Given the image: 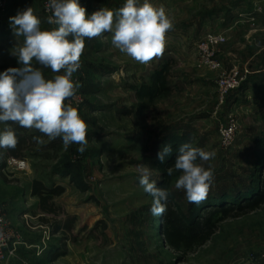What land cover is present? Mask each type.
<instances>
[{"label":"rangeland","instance_id":"1","mask_svg":"<svg viewBox=\"0 0 264 264\" xmlns=\"http://www.w3.org/2000/svg\"><path fill=\"white\" fill-rule=\"evenodd\" d=\"M246 1L150 0L165 7L174 28L163 57L149 65L116 49L112 33L85 39L81 68L73 74L82 87L68 102L88 125L86 151L35 129L18 132L28 142L21 153L25 170L7 167L13 151L0 149V207L29 213L27 229H16L22 242L24 236L36 240L38 255L53 248L55 264H264V200L256 199L264 189V81L234 57V49L237 56L264 43V0H251L258 6ZM125 2L79 0L89 15ZM240 2L246 3L241 9H229ZM40 17L41 29L50 30L44 12ZM12 49H0V73L21 67ZM33 64L45 79L56 75ZM163 81L164 95L139 96L144 85L157 89ZM226 129L233 133L230 145ZM184 143L216 153L204 163L214 181L199 205L175 188L182 173L166 171ZM165 144L172 153L161 163L156 157ZM137 164L149 166L151 179L170 192L167 206L180 207L193 221L213 207L228 208L229 216L215 212L214 234L206 240L166 234L165 213L151 214L153 198L139 185ZM36 181L54 193L45 203L32 194Z\"/></svg>","mask_w":264,"mask_h":264},{"label":"clouds","instance_id":"2","mask_svg":"<svg viewBox=\"0 0 264 264\" xmlns=\"http://www.w3.org/2000/svg\"><path fill=\"white\" fill-rule=\"evenodd\" d=\"M51 10L47 24L55 27L41 29V20L33 7H27L10 17L14 35L23 37V43L12 49V55L21 65L0 73V149H15L18 137L12 125L35 129L49 139L61 138L65 147L78 144L83 154L88 146V125L70 101L82 87L73 80V74L81 68L85 39L112 33L111 43L121 53L142 65L162 58L166 49L167 33L174 28L163 5H153L150 0H126L118 9L101 8L88 14L79 0H49ZM49 68L56 75L45 79L40 68ZM63 74H59V73ZM33 141L43 143L39 136ZM172 153V146L165 144L157 153L163 163ZM215 151L182 144L175 157L174 171L182 174L175 182L177 190H184L189 203L201 204L207 199L214 181L211 165L204 163L214 159ZM199 161V162H198ZM139 185L151 195L150 212L162 216L167 211L170 192L158 187L152 170L145 164H137Z\"/></svg>","mask_w":264,"mask_h":264},{"label":"crops","instance_id":"3","mask_svg":"<svg viewBox=\"0 0 264 264\" xmlns=\"http://www.w3.org/2000/svg\"><path fill=\"white\" fill-rule=\"evenodd\" d=\"M41 0H8V10L7 14L4 17L0 16V49L2 50H8L10 48H14L16 44H20L22 42V37H16L13 33V28L10 23V17H13L17 14L18 11L24 10L27 7H33L35 14L40 18L41 20V26L43 25L44 19L40 17V15L43 14L42 10V3L40 6ZM246 3L249 4H255L258 6L257 3H254L251 0L246 1ZM245 2H240L238 5H235L234 7H229V9H241L245 4ZM55 27L52 25L51 28ZM260 41L262 40V37H260ZM2 44V45H1ZM252 46H247L246 50L242 51V53H237L236 56V49H234V57L236 59L241 58V61L244 64H248L251 68V71L254 75L259 74L262 77L260 80L264 81V43L262 44L260 48L256 46L260 50H253L251 48ZM239 52V51H238ZM241 52V51H240ZM252 78V77H251ZM35 197V196H34ZM11 225L15 228L20 230L21 232L26 230L29 224L27 223L26 219L23 218V216H26V218L29 217V213H26L25 210L14 212V213H6ZM40 216H45L41 214H36V218H40ZM39 224L37 229H43L45 225ZM33 230L35 228H32ZM24 242L22 245H18L16 247L15 252L13 253L12 257L9 259L8 263L6 264H55L58 261L57 251L53 248L48 247L47 249H44L42 254H37V241H31L29 239H25L24 236ZM22 256V258H20ZM25 257V258H24ZM16 258V259H15Z\"/></svg>","mask_w":264,"mask_h":264},{"label":"trees","instance_id":"4","mask_svg":"<svg viewBox=\"0 0 264 264\" xmlns=\"http://www.w3.org/2000/svg\"><path fill=\"white\" fill-rule=\"evenodd\" d=\"M167 91L166 86H165V81L160 83V86L157 89H154L152 86H147L144 85L143 88L140 91V97L141 98H146V97H151L153 95H160L163 94L164 92ZM12 127L15 129L17 137H18V144L15 149H10L13 151L12 155L15 158L23 159L22 156V149L25 144L28 142H25V140L19 136L18 132L22 131V129L18 125H12ZM25 131H27L25 129ZM147 162H150L149 160ZM154 167H159V163H156L153 165ZM63 193V189H59V191L56 193V195H61ZM33 196L39 198L42 203H45L48 201L47 198H50L54 193L48 192L47 188L39 181L34 182L33 184ZM45 194H48V197H44ZM261 195L257 197L256 199H259L262 197V200H264V189L260 193ZM47 196V195H46ZM246 203H249L248 200L245 201ZM252 202V201H251ZM257 202V201H256ZM253 204V202H252ZM218 210L222 211L223 217H228L229 216V209L227 208H218V207H213V212L210 213V215L205 218V219H199L196 221H193L188 214H185L180 207H173L171 204L167 206V211L165 212V217L162 222V230L166 234H178L181 237H186V238H199V237H204L205 240L210 238L214 234L213 232V225H212V216L217 212ZM62 230L61 227H58L55 229V231Z\"/></svg>","mask_w":264,"mask_h":264},{"label":"built area","instance_id":"5","mask_svg":"<svg viewBox=\"0 0 264 264\" xmlns=\"http://www.w3.org/2000/svg\"><path fill=\"white\" fill-rule=\"evenodd\" d=\"M43 6V12L48 17L51 15V10L46 7L49 0H41ZM8 10V0H0V16L4 17L7 14ZM214 43V42H211ZM217 43V40H215ZM217 67L216 64H214ZM226 83H221L220 86H224ZM227 130V129H226ZM232 130H227L222 133V136L225 139V145L231 144L233 137ZM229 144V145H230ZM7 167L15 168L18 170L26 169V162L11 157L7 160ZM22 239L17 233V230L11 225L5 211L0 207V264L8 263L9 259L12 257L13 253L16 250L18 245H22Z\"/></svg>","mask_w":264,"mask_h":264}]
</instances>
